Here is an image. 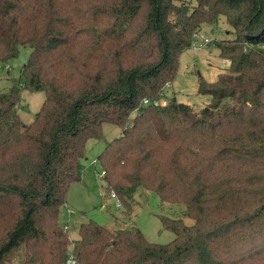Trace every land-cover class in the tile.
I'll return each mask as SVG.
<instances>
[{"label":"trees","instance_id":"1","mask_svg":"<svg viewBox=\"0 0 264 264\" xmlns=\"http://www.w3.org/2000/svg\"><path fill=\"white\" fill-rule=\"evenodd\" d=\"M222 16L233 38L212 44L228 69L197 87L210 103L167 101L193 34ZM21 48L20 82L0 93V264L20 250L21 264H264V0H0V63ZM21 89L45 95L29 124ZM104 124L120 129L96 160L107 196L124 215L138 189L183 205L191 226L159 216L171 242L94 221L71 242L62 229Z\"/></svg>","mask_w":264,"mask_h":264},{"label":"rangeland","instance_id":"2","mask_svg":"<svg viewBox=\"0 0 264 264\" xmlns=\"http://www.w3.org/2000/svg\"><path fill=\"white\" fill-rule=\"evenodd\" d=\"M210 40L205 48L190 49L179 57L177 74L171 86L164 90L167 101L175 98L177 102L188 105L194 110H200L210 103L208 96L197 93L198 81L202 78L206 82H214L218 74L228 69V63L219 57V50L212 44V40H230L233 38L232 28L226 23L225 18H219L216 25H205L201 31ZM201 43L200 38L196 39ZM30 52L29 48L20 49L18 58L6 63H0V93L9 90L12 83L20 82V57L25 59ZM5 65L10 68L9 72ZM43 92H34L21 89L17 114L25 124L34 120L36 113L44 101ZM120 129L110 124L102 125V139L90 140L85 145L81 182L72 185L66 195V202L59 211V223L67 219V208L72 211L68 237L71 242L78 239V227L82 223L94 221L97 224L114 231L122 228H138L146 240L153 244L164 245L171 242L174 235L166 230L159 216L180 219L186 226H191L193 221L185 214L181 204L163 203L158 196L150 191L138 189L134 194L133 211L124 215L122 210H117L114 201L108 199L103 181L99 173L102 171L97 157L105 145L119 135ZM96 162L92 164V161ZM91 164V165H90ZM115 224V225H114ZM22 250H20L12 264H21Z\"/></svg>","mask_w":264,"mask_h":264},{"label":"built area","instance_id":"3","mask_svg":"<svg viewBox=\"0 0 264 264\" xmlns=\"http://www.w3.org/2000/svg\"><path fill=\"white\" fill-rule=\"evenodd\" d=\"M197 38H200L202 40V42L201 43H197L196 42ZM209 42H210V40L208 38H206L204 36V34H202L201 32H198V33L193 34V42H192V46L191 47H193L195 49H200V48H203ZM5 68H6L7 71L10 70L8 65H5ZM143 104H144V106L158 107V106H165L166 105V101H164V100H161V101L144 100ZM94 163H95V161L93 160L92 164H94ZM103 175H104V172L101 171L99 173V176L102 177ZM109 198L114 201V204H115V207H116L117 210H122V205H121L119 199L115 196V194L113 192H111L109 194ZM67 213H68V215H71L72 211L67 210ZM62 229L65 230V231H68V225L67 224L62 225ZM65 264H75L74 256L69 254L68 259H67Z\"/></svg>","mask_w":264,"mask_h":264},{"label":"crops","instance_id":"4","mask_svg":"<svg viewBox=\"0 0 264 264\" xmlns=\"http://www.w3.org/2000/svg\"><path fill=\"white\" fill-rule=\"evenodd\" d=\"M206 46H204L203 48H205ZM9 72V71H8ZM171 85H169V87H170ZM119 134H120V132H119ZM91 165V164H90ZM109 197V196H108ZM108 199H110V198H108ZM112 200V199H111ZM67 210H70V209H68L67 208ZM67 210H66V215H67V219H66V221L65 222H63V223H60L61 225H64V224H67L68 225V231H69V228H70V218H71V215L73 214H71V215H68V213H67ZM115 225V224H114Z\"/></svg>","mask_w":264,"mask_h":264},{"label":"water","instance_id":"5","mask_svg":"<svg viewBox=\"0 0 264 264\" xmlns=\"http://www.w3.org/2000/svg\"><path fill=\"white\" fill-rule=\"evenodd\" d=\"M20 60H21V65H24L26 63V60L21 57H20Z\"/></svg>","mask_w":264,"mask_h":264}]
</instances>
